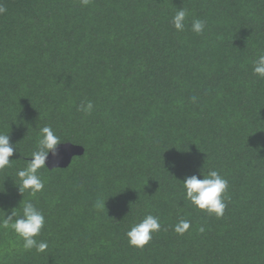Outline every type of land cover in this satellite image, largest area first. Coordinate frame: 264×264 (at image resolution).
<instances>
[{"label": "trees", "instance_id": "obj_1", "mask_svg": "<svg viewBox=\"0 0 264 264\" xmlns=\"http://www.w3.org/2000/svg\"><path fill=\"white\" fill-rule=\"evenodd\" d=\"M0 5V132L18 148L0 171V217L31 200L46 218L38 239L49 244L24 251L0 231V264H264V79L252 74L264 0ZM183 7L177 32L171 19ZM193 19L206 20L202 35ZM87 101L89 116L78 111ZM46 125L85 153L42 169L44 190L23 197L16 171ZM209 170L229 181L219 219L183 195L186 176ZM99 196L103 212L93 207ZM147 214L161 231L130 247L126 232ZM180 219L192 224L183 236L173 227Z\"/></svg>", "mask_w": 264, "mask_h": 264}, {"label": "clouds", "instance_id": "obj_2", "mask_svg": "<svg viewBox=\"0 0 264 264\" xmlns=\"http://www.w3.org/2000/svg\"><path fill=\"white\" fill-rule=\"evenodd\" d=\"M80 3L86 7L90 0H80ZM6 11L7 9L0 5V14H4ZM188 16L189 10L184 7L179 8L172 16L171 23L177 32L185 30ZM206 27V20H192L191 31L197 35H202ZM252 65V74L264 79V51L258 53L252 61ZM193 101H195V97H193ZM78 111L89 116L94 111V104L91 101L82 102ZM61 144L64 142L61 141L51 125L39 127L34 150L29 154L31 159L26 160L25 167L16 171L18 183H15L23 197L24 193L35 197L44 190L45 181L41 170H49L47 166L49 156L57 157ZM17 151V145L11 143L10 135L0 132V171L12 167L16 160H10V158ZM172 167H175V164ZM181 184L184 190V199L196 209L206 212L209 216H215L217 219L224 216L228 207L229 181L218 170L201 171L199 175L186 176ZM105 205V198L99 196L93 207L97 212H103ZM45 225L46 218L43 211L31 200L25 198L21 201L18 209H13L10 215L0 217V231L11 230L14 232L17 238L23 242L24 251L34 249L37 253H45L48 250V242L38 239ZM173 227L176 234L183 236L190 231L192 224L188 219H180ZM161 228L162 224L158 216L145 215L140 222L134 223L126 232L129 246L144 249L151 242L153 235L161 231ZM199 231L203 233L204 227H200Z\"/></svg>", "mask_w": 264, "mask_h": 264}, {"label": "water", "instance_id": "obj_3", "mask_svg": "<svg viewBox=\"0 0 264 264\" xmlns=\"http://www.w3.org/2000/svg\"><path fill=\"white\" fill-rule=\"evenodd\" d=\"M59 155L57 157L49 156L47 166L49 169L67 168L72 163L74 157L82 156L85 148L71 142H66L59 146Z\"/></svg>", "mask_w": 264, "mask_h": 264}]
</instances>
